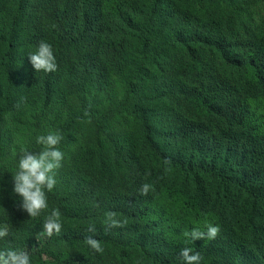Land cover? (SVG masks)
Instances as JSON below:
<instances>
[{
  "label": "trees",
  "instance_id": "obj_1",
  "mask_svg": "<svg viewBox=\"0 0 264 264\" xmlns=\"http://www.w3.org/2000/svg\"><path fill=\"white\" fill-rule=\"evenodd\" d=\"M263 4L0 0V250L29 248L57 211L61 230L31 264H183L186 247L200 264H264V16L251 11ZM41 41L55 72L29 63ZM6 126L25 143L13 148ZM49 132L64 159L32 218L12 173ZM208 225L215 239L185 236Z\"/></svg>",
  "mask_w": 264,
  "mask_h": 264
},
{
  "label": "clouds",
  "instance_id": "obj_2",
  "mask_svg": "<svg viewBox=\"0 0 264 264\" xmlns=\"http://www.w3.org/2000/svg\"><path fill=\"white\" fill-rule=\"evenodd\" d=\"M29 63L36 72L50 73L57 69L56 57L52 46L41 41L36 49L28 55ZM63 137L58 132H49L47 135L36 137V144L41 146L38 152L23 149L16 163L15 171L12 173V193L19 198L20 208L27 216L39 217L43 210L48 208L47 192H51L56 184L55 173L62 165L64 153L58 145ZM150 186H142V192L147 193ZM104 224L108 228L120 227L122 221L117 218L116 214L108 211L104 214ZM47 235L51 236L53 232L59 233L61 222L59 213L51 211L46 217L43 224ZM95 226H88L89 232H95ZM220 231L219 225H208L206 232L193 228L186 232L194 242L197 239H215ZM4 229H0V238L7 236ZM86 244L93 251L100 253L103 251L101 243L89 236L86 238ZM183 264H200L201 256L194 252L192 248H184L180 252ZM0 264H31L30 256L26 250L6 248L0 250Z\"/></svg>",
  "mask_w": 264,
  "mask_h": 264
},
{
  "label": "rangeland",
  "instance_id": "obj_3",
  "mask_svg": "<svg viewBox=\"0 0 264 264\" xmlns=\"http://www.w3.org/2000/svg\"><path fill=\"white\" fill-rule=\"evenodd\" d=\"M251 11L255 16H264V4L261 6L252 8ZM120 94H121V90L119 89L111 90L109 93L101 96V101L109 102L113 99L119 98ZM28 134H29L28 132L22 133V128L20 127L19 128L18 127L9 128L8 126H6V135L11 140L13 148H16V146L19 143L24 144ZM47 236L49 235H47L46 232H42L38 236L37 240L29 248H26L24 250L29 252L31 250L36 249L38 246H40L43 243V241L45 240V238H47Z\"/></svg>",
  "mask_w": 264,
  "mask_h": 264
}]
</instances>
